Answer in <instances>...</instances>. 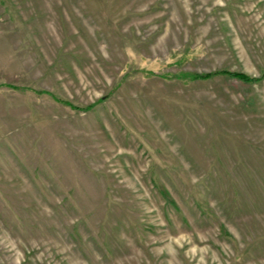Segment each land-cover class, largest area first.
Instances as JSON below:
<instances>
[{"label": "rangeland", "instance_id": "obj_1", "mask_svg": "<svg viewBox=\"0 0 264 264\" xmlns=\"http://www.w3.org/2000/svg\"><path fill=\"white\" fill-rule=\"evenodd\" d=\"M219 70L264 0H0V264H264V79Z\"/></svg>", "mask_w": 264, "mask_h": 264}, {"label": "trees", "instance_id": "obj_2", "mask_svg": "<svg viewBox=\"0 0 264 264\" xmlns=\"http://www.w3.org/2000/svg\"><path fill=\"white\" fill-rule=\"evenodd\" d=\"M222 75V74H225V75H228L230 77H233V78H237L241 81H246V82H258V81H261L262 79H264V73L262 76H259V77H251V76H248L247 74H244V73H240V72H232V71H229V70H219V71H216V72H212V73H207L205 75H192L191 74V78L190 79H196L198 77H212V76H215V75ZM186 75V74H185ZM188 75H186L187 77Z\"/></svg>", "mask_w": 264, "mask_h": 264}]
</instances>
